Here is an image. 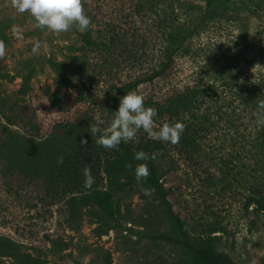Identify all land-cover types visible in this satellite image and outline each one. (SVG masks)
<instances>
[{
	"label": "rangeland",
	"instance_id": "rangeland-1",
	"mask_svg": "<svg viewBox=\"0 0 264 264\" xmlns=\"http://www.w3.org/2000/svg\"><path fill=\"white\" fill-rule=\"evenodd\" d=\"M82 4L92 21L88 31L73 27L54 33L38 28L32 16L12 7V0H0V41L5 45L0 99L8 101L0 109V236L25 255L38 257L40 264H102L105 251L112 264H197L183 239L208 246L235 264H260L264 0ZM170 52L172 59L162 70ZM150 75L154 79L135 90L145 106L156 110V103L187 87L199 91L193 107L179 117L157 110L154 127L185 125L180 141H155L141 131L117 149L98 145L89 128L94 118L100 116L107 127L119 107L118 100L112 107L118 88ZM16 101L36 110L37 128L19 119ZM149 143L173 167L164 179L172 187L182 228L135 192L127 200L130 220H123L121 229L98 237L96 225L84 214L68 227L61 214L64 202L105 191L109 163L125 149ZM85 168H91L90 188L85 187ZM55 237L58 245L50 241ZM0 264H12V259L0 257Z\"/></svg>",
	"mask_w": 264,
	"mask_h": 264
},
{
	"label": "trees",
	"instance_id": "trees-1",
	"mask_svg": "<svg viewBox=\"0 0 264 264\" xmlns=\"http://www.w3.org/2000/svg\"><path fill=\"white\" fill-rule=\"evenodd\" d=\"M167 62L162 64L161 69L166 70L172 59L171 52L168 53ZM172 62V61H171ZM5 76L0 75V78ZM154 79V75L136 78L134 81H130L118 88L119 95L114 97V101H120V98L125 96L127 92L137 89L144 83L151 82ZM198 89L195 87H187L180 92L175 93L173 96H169L167 99L161 100L160 103H156L157 110L164 112L169 117H179L185 111H188L193 107L197 97ZM23 93L22 95H24ZM6 99H0V109L6 106ZM16 101V107H18L19 119H26L29 124L37 128L38 118L36 110L28 105V103H18ZM113 110V109H111ZM8 123L12 124V120L8 119ZM264 149V140L262 143ZM159 149L155 147L154 143H149L137 150L130 151L125 149V154L117 161L109 163L106 168V174L108 176V185L105 191H92L88 194L80 196H71L64 202V207H61V214L64 216V220L68 227L73 224H77L79 217L85 215L90 218L91 222L96 226L94 233L98 236H104L112 230H118L123 227V220L129 218L131 214L130 202H127L131 198V192L139 193L142 199H145L147 203H150L154 208H159L160 212L169 219V221L175 225L177 229L182 228L181 220L178 214L173 210L172 194L173 190L170 185H167L164 177L173 170V167L165 161L164 157L160 153H155ZM138 151H144L149 156H154L155 159H149L148 161H136L134 160V154ZM138 163H147L150 176L147 182L143 184V187H150L154 189L151 197L143 195L141 185H139L135 179L134 169ZM131 164L132 168L127 166ZM262 203V202H261ZM124 206L125 212H121V207ZM264 208V205H263ZM264 210V209H263ZM130 220V219H128ZM61 223L58 224H62ZM129 230V228H127ZM160 238L167 240H175L169 234L158 233L156 235ZM50 241L58 245V237L52 238ZM182 245L187 249V255L193 256L196 259L197 264H235L232 260L223 254H216L208 246H194L190 244L186 239H183ZM64 248L68 247V244H63ZM19 245L12 246V243L6 237L0 236V257H8L12 259V264H40L37 260L38 257L33 255H25L21 252ZM102 264H112L110 254L105 251L102 255ZM260 264H264V259Z\"/></svg>",
	"mask_w": 264,
	"mask_h": 264
},
{
	"label": "clouds",
	"instance_id": "clouds-1",
	"mask_svg": "<svg viewBox=\"0 0 264 264\" xmlns=\"http://www.w3.org/2000/svg\"><path fill=\"white\" fill-rule=\"evenodd\" d=\"M12 7L19 13L27 12L35 20L36 26L54 33L67 32L75 27L81 32L88 31L92 24L91 18L85 15L82 0H12ZM14 33L20 29L14 27ZM40 45L33 48L38 51ZM5 54V45L0 41V56ZM113 113L111 123L104 127L105 121L97 116L89 125L92 135L97 136L96 143L106 149H117L121 143L135 141L138 133L143 131L149 138L164 143L176 144L185 130L181 122H165L154 127V118L158 113L155 108L145 106L144 96L136 90L127 92L120 98L118 110ZM155 159L144 151L134 154L136 161ZM62 162V160L60 161ZM128 168H132L129 164ZM85 187L90 188L94 182L91 168H85ZM137 183L141 185L143 195L151 197L154 189L143 187L150 176L147 163H138L134 169Z\"/></svg>",
	"mask_w": 264,
	"mask_h": 264
}]
</instances>
